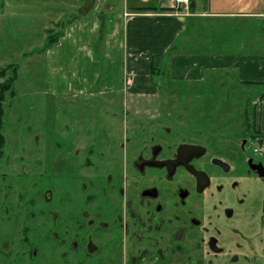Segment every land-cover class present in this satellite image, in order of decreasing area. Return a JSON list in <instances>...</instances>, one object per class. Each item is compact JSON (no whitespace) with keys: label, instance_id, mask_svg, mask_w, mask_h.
<instances>
[{"label":"flooded vegetation","instance_id":"obj_1","mask_svg":"<svg viewBox=\"0 0 264 264\" xmlns=\"http://www.w3.org/2000/svg\"><path fill=\"white\" fill-rule=\"evenodd\" d=\"M86 96L60 114L58 185L0 156V264H264L262 138L237 90Z\"/></svg>","mask_w":264,"mask_h":264},{"label":"rangeland","instance_id":"obj_2","mask_svg":"<svg viewBox=\"0 0 264 264\" xmlns=\"http://www.w3.org/2000/svg\"><path fill=\"white\" fill-rule=\"evenodd\" d=\"M106 5V0H0V67L8 63L18 66V77L13 83V89L5 93L3 101L5 114L2 132L6 139L3 153H10L11 166L15 163V154L24 152L23 155L27 156L30 153L31 158L40 161L35 166L39 173L49 174V180L58 185L60 146L57 144L60 142V114L63 112L72 116L74 107L78 109L82 105H90V99L86 95L91 91L94 93L101 90L103 93L118 94L125 89L194 90L201 85L199 89L217 92L235 89L241 98L240 120L246 119L243 108L247 103L244 100L260 95L263 84L249 86L231 80L225 81L224 84H227L223 85L220 83L226 76L218 75L212 83L206 84L205 80L201 85L198 84L199 87L196 83L189 87L185 75L174 77L171 74L169 54H166L159 66L161 73L154 74L153 86H149L147 82L142 81V74L124 72L127 63L124 51L116 49L115 57L104 62L98 54L99 43L95 49V63L76 47L73 51L68 49L67 53L60 51V32L62 31L64 36V29L69 24L68 22L62 27L60 21L62 23L68 18L80 15L71 22L76 21L83 16L80 14L82 11L90 8L101 11ZM50 34L59 38L49 46L47 42ZM84 36L87 37L88 34ZM96 40L102 41V35ZM70 53L74 55L71 57ZM134 76H137V80ZM205 76L206 79L210 76L208 70ZM0 80L4 81L2 78ZM253 107L251 110L249 108L247 114L251 121L255 116ZM255 108L259 111L258 109L263 107ZM101 117L107 123H114L109 114L101 113ZM254 130L256 136L262 138L261 143L255 145L257 152L262 154L264 128L255 127Z\"/></svg>","mask_w":264,"mask_h":264},{"label":"crops","instance_id":"obj_3","mask_svg":"<svg viewBox=\"0 0 264 264\" xmlns=\"http://www.w3.org/2000/svg\"><path fill=\"white\" fill-rule=\"evenodd\" d=\"M106 3L103 13L90 8L67 25L60 37V51L67 53L76 47L92 63L96 62L99 43L98 54L104 62L115 57L116 49L124 51V72L142 74V81L149 86H153L154 74L161 73L159 66L166 54L171 74L185 75L189 87L194 83L199 87L205 80L212 83L218 75L226 76L221 80L223 85L231 80L241 85L263 84L260 95L244 102L246 107L254 106L253 127L264 128V0H190L187 12L172 8L171 0ZM139 6L149 9L135 11ZM100 35L102 41H97ZM258 106L263 108L257 111Z\"/></svg>","mask_w":264,"mask_h":264},{"label":"trees","instance_id":"obj_4","mask_svg":"<svg viewBox=\"0 0 264 264\" xmlns=\"http://www.w3.org/2000/svg\"><path fill=\"white\" fill-rule=\"evenodd\" d=\"M148 9H149L148 7L139 6V7L135 8V11L143 12V11H147ZM85 13H86L85 11H82L80 14L83 15ZM79 16L77 15V16H73L71 18H68L67 20H65V22H62V23L60 21V26L63 27L65 24H67L68 22L70 23L74 18H77ZM56 24H58V23H56ZM61 32H60V37L62 36ZM48 38H49V40L47 42V45L50 46L55 41H57L59 37H57L53 34H50L48 36ZM152 69L153 70L155 69L154 66H152ZM17 77H18V66H17V64L8 63L7 65L0 67V79L1 78L4 79V81L0 80V156L3 153V149H4L5 144H6V139H5V136L3 135V132H2L4 114H5L3 101L5 98V93L9 90L12 91L13 83H15Z\"/></svg>","mask_w":264,"mask_h":264},{"label":"built area","instance_id":"obj_5","mask_svg":"<svg viewBox=\"0 0 264 264\" xmlns=\"http://www.w3.org/2000/svg\"><path fill=\"white\" fill-rule=\"evenodd\" d=\"M172 8L176 10L188 11L190 8V0H171Z\"/></svg>","mask_w":264,"mask_h":264}]
</instances>
